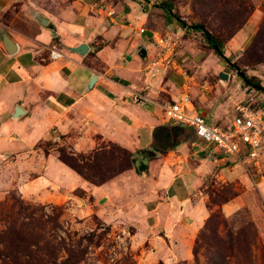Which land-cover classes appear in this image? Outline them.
Masks as SVG:
<instances>
[{
    "label": "rangeland",
    "instance_id": "1",
    "mask_svg": "<svg viewBox=\"0 0 264 264\" xmlns=\"http://www.w3.org/2000/svg\"><path fill=\"white\" fill-rule=\"evenodd\" d=\"M135 1L138 4L137 15H141L144 9L157 12L159 19L165 23L164 28L159 27L158 34L164 38L168 49L174 48L170 56L163 60L164 66H159L166 71L160 77L164 81L169 78L175 86L170 87V93L158 109L162 127L173 125L164 118L163 106L179 97L184 90L190 96L192 108L201 113L209 125L228 126L235 112L234 105L245 100L247 95L257 101V106L264 105V33L257 35L264 21V0ZM107 2L115 6L118 0ZM166 5L171 6L170 11H167ZM96 6L102 8V12L106 10L102 2ZM257 6L261 7L262 14H256L258 22L254 31L244 41V35L253 26L252 20L230 42ZM167 12L174 15L171 20ZM199 24L219 39L222 55L215 54L210 48L203 31L196 27ZM154 47L153 55H156L160 47L155 43ZM219 71L226 72L228 78L220 79ZM247 78H252L251 84ZM9 115L10 109L4 100L0 102V128L7 133L16 130V136L15 139L10 138L11 144L7 141L0 143V236L12 223L24 222L26 231L23 236L27 239L21 244L28 246L32 255L20 252H16L15 257L1 255L0 264H22L21 260L34 262L35 259H39L40 264H62L61 261L68 255V248L85 251L77 264H264V203L256 200L259 205L256 212L259 214L252 213L247 207L225 214L218 198L227 197L228 194L220 193L232 186L218 180L212 172H208L200 182L196 180L194 173L199 171L197 164L200 160L208 155L215 160L218 158L212 152L196 156L192 142H196V147L203 142L194 139V134L188 130L183 132V148H178L180 141L176 131L167 142L168 148L152 144L161 150V155L151 157L140 173L132 166L129 170L137 174L130 181L126 175L116 179L113 185L124 182L118 196L120 199L116 200L114 197H97L93 192L87 194L82 188L86 180L63 165L57 159L55 150L64 145L76 149V152L87 153L111 141L93 135L94 148L90 149L87 134L76 145L73 140L82 137L76 133L51 130L49 135L41 138L45 128L42 125L37 128L31 126L29 115L16 121ZM104 121L97 122L102 124ZM106 122L110 123V120ZM147 138L145 140L146 136L140 133L136 146L139 149L147 147L151 142ZM171 140L174 141L172 146ZM47 141L51 142L53 150L45 153L39 145ZM20 142L28 147L24 150L15 148ZM219 154L222 155L221 152ZM230 157L231 161L235 160ZM50 160L56 166L45 170L44 163L46 167ZM225 165L228 166V162ZM236 166L242 169L240 165ZM221 167V164L215 163V168ZM39 169L48 172L47 176L40 174L48 180L38 178ZM260 169L264 173V135ZM248 173L253 174L252 171ZM165 178L169 180L162 182ZM171 179H174L175 187L167 189ZM151 185H155L152 190ZM155 194L160 197L159 200L164 197L166 202L176 195H185L183 203L186 206L196 204L204 196L207 213L201 223H195L184 217L185 211L175 207L183 222L167 230L162 224V207L159 213L147 211L150 204L156 203ZM253 199L252 202H255ZM104 229L101 237L97 238ZM89 233H94L92 243L83 237ZM1 249L12 251L7 239L4 243L0 240V252Z\"/></svg>",
    "mask_w": 264,
    "mask_h": 264
},
{
    "label": "crops",
    "instance_id": "2",
    "mask_svg": "<svg viewBox=\"0 0 264 264\" xmlns=\"http://www.w3.org/2000/svg\"><path fill=\"white\" fill-rule=\"evenodd\" d=\"M101 2L106 7L104 12L96 6ZM115 6L107 0H0V29L6 30L16 45V51L8 54L0 41V102L6 101L12 120L21 118L12 116L15 106L19 105L25 110L22 116H30L31 126L37 128L42 125L45 128L41 138L49 135L51 130L76 133L82 136L73 140L76 145L87 134L91 149L94 148L92 136L99 135L106 141L129 149L133 154L139 149L136 145L140 141V133L146 136L145 140L150 138L147 147L153 144L154 130L163 125L158 120V109L170 93V87L175 88L168 76L165 81L160 77L166 73L163 67L159 68L160 65L164 66V62L151 71L146 70L148 62L158 58L163 51L159 46L158 53L153 55L155 47L152 35L158 34L159 27L164 28L165 23L153 10L144 9L141 15H137L138 4L135 0H118ZM260 8L257 6L230 42L244 31L246 23L254 20L252 28L244 35L243 40L246 41L249 33L256 28L257 12L262 14ZM107 11L114 13L108 16ZM32 12L40 13L47 19V24L37 22L31 16ZM142 24H145L144 27ZM140 28H144L142 33L139 32ZM146 32L149 34L143 35ZM81 43L87 45L84 54L67 49ZM140 46L145 48L144 57L139 55ZM53 47L61 52L60 58H49ZM172 51L171 48L166 49L162 59L165 60ZM93 75L96 79L88 89ZM98 120H105V123L99 124ZM15 131L7 133L0 128V143L7 141L11 144L10 138L15 139ZM192 145L195 146L193 152L196 156L211 153L205 149L204 143L196 147L193 141ZM26 147L24 142H20L15 148L24 150ZM229 158L215 160V157L208 155L206 161L201 159L197 164L199 171L194 173L196 180L200 182L208 172H212L221 182L234 184L237 196L222 204L221 209L225 214L233 213L240 207H247L252 213L259 214L256 212V208H259L256 200L264 203V181H253L243 165ZM217 162L222 166L219 169L215 168ZM227 162L228 166L225 165ZM55 164L50 160L46 167L44 163V168L46 170ZM41 173L44 170L39 169L38 174ZM136 174L127 170L99 186L84 181L82 188L87 194L93 192L97 197L119 200L124 182L113 185L114 181L125 175L130 181ZM44 175L49 174L45 171ZM45 176L38 178L48 180ZM173 181L170 180L167 189L175 187ZM154 188L155 185H151L150 189ZM156 196L155 205L150 204L147 211L158 212L162 207V224L167 230L183 222L180 214H176L175 207H180V211L186 212L184 217H189L195 223H201L207 213L204 196L196 204L187 206L183 203L185 195H176L170 202H166L164 197L159 200L160 197Z\"/></svg>",
    "mask_w": 264,
    "mask_h": 264
},
{
    "label": "built area",
    "instance_id": "3",
    "mask_svg": "<svg viewBox=\"0 0 264 264\" xmlns=\"http://www.w3.org/2000/svg\"><path fill=\"white\" fill-rule=\"evenodd\" d=\"M108 11L107 15H113ZM144 28H140L142 33ZM155 44L163 50L158 58L150 60L146 70L151 71L154 67L163 63V52L168 49L164 38L159 34L152 35ZM172 50L173 47H170ZM61 52L53 47L50 49L49 58L58 59ZM166 59V58H165ZM234 114L228 126L221 124L209 125L204 116L192 108L190 96L186 90L182 91L172 102L163 106V116L167 121L191 129L196 137L204 143L205 149L220 157L233 156L249 174L253 181L254 177L264 181V173L260 169L261 144L264 135V107L257 106V101L250 95L246 99L234 105ZM217 156V158H220Z\"/></svg>",
    "mask_w": 264,
    "mask_h": 264
},
{
    "label": "trees",
    "instance_id": "4",
    "mask_svg": "<svg viewBox=\"0 0 264 264\" xmlns=\"http://www.w3.org/2000/svg\"><path fill=\"white\" fill-rule=\"evenodd\" d=\"M167 11H170L171 6L166 5ZM168 13V12H167ZM169 14V13H168ZM169 19L171 20L174 15L171 13L168 15ZM167 21V23L170 22ZM199 30L203 31L205 38L211 49L214 50V53L217 55H222V44L219 39L215 38L214 36L210 35L207 31H205L203 25L199 24L196 25ZM264 33V21L261 23L259 30L257 31V35ZM247 82L249 84L252 83V78H247ZM258 86V85H256ZM264 107V105H263ZM162 127H157L154 130V133H158L157 131ZM158 142V139H157ZM39 147L43 148L45 153H48L51 148V142L47 141L43 145H39ZM57 152V159L66 167H68L73 172L77 173L81 176L84 180L90 182L93 185L99 186L104 184L105 182L109 181L110 179L114 178L115 176L129 170L132 168L133 164V152L127 148H124L114 142H108L102 146H99L87 153L76 152L70 146H59L55 148ZM220 157V155H217ZM146 166L141 165L140 170L137 172H142ZM227 185H231V189L222 190L220 194H228L227 197L219 196L218 200L221 202L220 204L227 203L229 200L233 199L237 196V191L233 188L232 183H227ZM213 194V192H211ZM210 194V196L212 195ZM216 199V198H215ZM218 201V202H219ZM216 202V200H214ZM59 227V226H58ZM24 231H26V225L24 222L19 224H11L6 231L3 233L2 237L0 236V240L2 243L7 241L9 242V250L10 252L3 251L1 249L0 256H11L15 257L16 252H20L24 255L31 256V250L28 246L22 245V241L26 240L23 236ZM105 231L102 230L97 238L101 237V234ZM94 233H89L84 235L83 237L87 239L88 242H93L92 236ZM6 237V239H5ZM98 243V241H97ZM37 245V243H35ZM50 250V249H48ZM67 250V257H65L61 263L62 264H77L81 257L83 258L85 251L80 249L78 252L74 249H66ZM53 252V251H52ZM22 264H40L39 259H35L34 262L32 261H20Z\"/></svg>",
    "mask_w": 264,
    "mask_h": 264
},
{
    "label": "water",
    "instance_id": "5",
    "mask_svg": "<svg viewBox=\"0 0 264 264\" xmlns=\"http://www.w3.org/2000/svg\"><path fill=\"white\" fill-rule=\"evenodd\" d=\"M31 16L37 22L44 24V25L47 24V19L44 18L40 13L32 12ZM0 41L3 43L5 50L8 54H12L16 51V45H15L14 41L10 38V36L6 30L0 29ZM67 49H69L70 51H73V52H78L80 54H84L87 51V45L84 43H81L75 47H67ZM138 52H139V55L141 57H144L146 54L145 48L143 46H140L138 48ZM218 75H219L220 79H223V80H226L228 78V74L226 72H223V71H219ZM95 79H96V77L93 75V77L91 78V80L89 82L88 89L93 85V82L95 81ZM24 113H25V110L23 108H21L19 105H16L14 108L12 116L15 119H17V118L21 117ZM185 129L188 130L189 132L193 133V131L191 129L184 127V126H181V125H178V124H173L172 127H162L157 131L158 132L157 134L153 132V145L158 143L157 139H161V140L165 139V140L170 142V138H172L173 131H176L175 135L177 136V138L180 141V144L178 147L181 148L183 141H184L183 132ZM194 139H196L195 135H194ZM173 143H174V141L171 140V146L173 145ZM153 145L146 147L144 149H140L133 154L132 166L136 171L140 170L141 165L147 166L151 157L161 155V150H159L160 147L158 146L159 148H156ZM166 148H168V146Z\"/></svg>",
    "mask_w": 264,
    "mask_h": 264
},
{
    "label": "flooded vegetation",
    "instance_id": "6",
    "mask_svg": "<svg viewBox=\"0 0 264 264\" xmlns=\"http://www.w3.org/2000/svg\"><path fill=\"white\" fill-rule=\"evenodd\" d=\"M168 141L167 140H165V139H163V140H161V139H158V145H159V147H167L168 145H169V143H167ZM171 145V144H170Z\"/></svg>",
    "mask_w": 264,
    "mask_h": 264
}]
</instances>
